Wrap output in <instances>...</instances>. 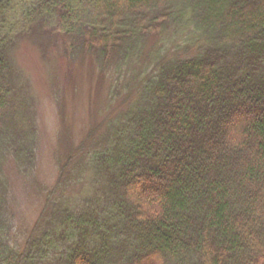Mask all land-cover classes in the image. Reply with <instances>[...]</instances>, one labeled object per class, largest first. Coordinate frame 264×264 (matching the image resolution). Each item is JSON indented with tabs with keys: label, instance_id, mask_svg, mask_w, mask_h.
<instances>
[{
	"label": "trees",
	"instance_id": "trees-1",
	"mask_svg": "<svg viewBox=\"0 0 264 264\" xmlns=\"http://www.w3.org/2000/svg\"><path fill=\"white\" fill-rule=\"evenodd\" d=\"M40 29L101 71L156 43L134 99L68 152L10 244L5 167H32L37 132L10 52ZM0 264H264V0H0Z\"/></svg>",
	"mask_w": 264,
	"mask_h": 264
},
{
	"label": "rangeland",
	"instance_id": "rangeland-1",
	"mask_svg": "<svg viewBox=\"0 0 264 264\" xmlns=\"http://www.w3.org/2000/svg\"><path fill=\"white\" fill-rule=\"evenodd\" d=\"M65 41L55 29H40L17 36L10 52L16 85L31 99L37 131L32 167L22 174L11 162L5 167L10 244H21L26 238L68 152L74 151L81 141L89 145L93 140L99 141L107 120L116 117L125 109V103L134 99L138 79L133 74L152 66L149 60L156 43L151 39L142 48L141 65L136 60L122 70L112 66L101 71L90 54L66 55ZM180 42L181 39L176 44ZM128 73H132V79L126 86ZM80 191L68 187L66 193L75 197Z\"/></svg>",
	"mask_w": 264,
	"mask_h": 264
}]
</instances>
